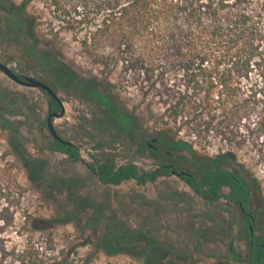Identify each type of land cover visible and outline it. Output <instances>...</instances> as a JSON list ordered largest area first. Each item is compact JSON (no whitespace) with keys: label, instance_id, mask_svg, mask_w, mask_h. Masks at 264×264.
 Listing matches in <instances>:
<instances>
[{"label":"rangeland","instance_id":"obj_1","mask_svg":"<svg viewBox=\"0 0 264 264\" xmlns=\"http://www.w3.org/2000/svg\"><path fill=\"white\" fill-rule=\"evenodd\" d=\"M29 10L38 19L39 48L50 50L57 62L82 81L64 76L57 62L38 59L32 42L12 32L10 21L1 13L0 62L54 89L64 115L53 119V128L78 149L81 161L73 162L48 148L52 140L44 124L48 96L0 72V187L18 185L23 190L7 248L20 252L27 240L41 241L51 233L58 247L74 245L81 255L92 254L97 243L106 244L107 252L92 254L93 264H150L148 253L157 264H248L241 261L248 258L244 221L223 200L206 204L176 176H161L152 184L126 181L108 186L98 183L88 169L95 160L112 158L116 164L134 163L142 172L162 162L190 171L188 123L198 114L189 107H177L174 115L160 104L157 94L162 85L167 87L163 93L169 102L179 93L188 94L186 64L166 52L156 77L147 83L152 88L142 92L139 87H147L142 76L125 74L120 65L113 71L98 66L80 47L84 34L75 40L42 1L33 2ZM258 10L264 26V2ZM138 47H133L135 54ZM89 51L108 54L112 49L101 46ZM107 83L117 85L113 92L105 90ZM256 115L261 119L262 114ZM258 119L253 116L250 124ZM260 121L264 129V116ZM141 137L157 138L152 144L159 149L160 162L137 148ZM202 145L195 141L198 153ZM219 149L214 143L204 153L215 156ZM234 153L232 166L243 165L238 174L253 188L250 208L255 234L264 241V130L246 136L243 148H235Z\"/></svg>","mask_w":264,"mask_h":264},{"label":"trees","instance_id":"obj_2","mask_svg":"<svg viewBox=\"0 0 264 264\" xmlns=\"http://www.w3.org/2000/svg\"><path fill=\"white\" fill-rule=\"evenodd\" d=\"M38 1H42L45 9L56 13L54 19L63 24L75 40V36L83 33L84 38L78 41L80 47L108 71L120 65L125 74L142 76L147 85L156 77L166 52L171 51L180 58L186 64L183 72L190 83L188 94L179 93L175 101L169 102L163 93L165 85L157 94L160 104L173 110L174 115L178 114L177 107H189L198 114L188 123L190 171L181 180L209 203L225 198L247 206L251 183L238 174L243 171V165L232 166V161L234 149L243 148L246 136L258 129L264 130L260 121L264 116V26L258 10L264 0H69L70 3L0 0V13L10 21V30L32 42L33 54L38 59L54 63L57 62L54 54L39 48L42 35L38 31V19L29 10L33 2ZM134 45H139L136 54ZM101 46L112 51L108 54L89 51ZM54 64L64 76L82 81L61 61ZM116 86L107 83L105 90L113 92ZM144 86L139 87L142 92L152 88ZM256 113L263 115L261 119ZM253 116L258 123L250 124ZM129 135L133 136V132L129 131ZM195 141L203 143L202 153L196 151ZM214 143L220 145L217 155L204 153ZM137 145L139 150L147 148L140 139ZM48 148L73 162L81 161L76 147H66L56 139L48 143ZM149 154L159 160L158 149L149 150ZM88 169L98 183L108 186L126 181L152 184L169 174V170L163 168L142 172L134 163L116 164L112 158L95 160ZM225 186L230 189L228 194L222 193ZM9 196L17 200L16 203H12ZM22 197L23 190L18 185L0 187V264H93L92 254L107 252L106 244L100 242L92 254L81 255L74 245L58 247L51 233L41 241L29 239L20 252H12L6 244ZM41 221L50 223L48 219ZM255 242L249 264L264 261V249L259 246L262 240L258 238ZM152 256L147 254L148 261L157 264Z\"/></svg>","mask_w":264,"mask_h":264},{"label":"flooded vegetation","instance_id":"obj_3","mask_svg":"<svg viewBox=\"0 0 264 264\" xmlns=\"http://www.w3.org/2000/svg\"><path fill=\"white\" fill-rule=\"evenodd\" d=\"M18 75V74H17ZM19 76H22V75H19ZM38 80V79H37ZM14 82V81H13ZM42 82V81H41ZM44 83V82H43ZM46 84V83H45ZM19 85V84H18ZM47 85V84H46ZM22 86V85H21ZM50 87V86H49ZM51 88V87H50ZM36 89H38V88H36ZM52 89V88H51ZM39 90H41V89H39ZM41 91H43V90H41ZM52 91L55 93V91L52 89ZM47 96H48V98H49V101H48V103H47V116H48V114L49 113H53V112H57V113H60V111H61V106H62V109H63V111H64V107H63V104H62V102H61V100L58 98V96H57V94H56V96H57V98H58V100L60 101V103H58L57 101H55L54 99H52V97L50 96V95H48L45 91H43ZM61 104V105H60ZM63 115H64V112H63ZM62 115V116H63ZM47 116H46V118H47ZM61 116V117H62ZM61 117H58V118H61ZM46 118H45V120H44V124H45V126H46V123H45V121H46ZM54 119V118H53ZM52 124H53V120H52ZM48 129V128H47ZM49 132V131H48ZM56 132V131H55ZM50 134V133H49ZM58 135V134H57ZM51 136V135H50ZM59 136V135H58ZM60 137V136H59ZM51 138H52V136H51ZM61 138V137H60ZM52 139H54V138H52ZM63 139V138H62ZM154 140H155V142H152V139L150 140V141H147L146 139H144L143 137H141V139L140 140H143L144 141V143L146 144V149H145V151H148V153H149V150H153V151H156L157 149H158V147H156L155 145H153L152 143H156L157 142V138H153ZM63 140H65V139H63ZM65 141H67V140H65ZM67 142H69V141H67ZM70 143V142H69ZM71 144V143H70ZM137 144H138V142H137ZM64 145V144H63ZM64 146H66V147H75L73 144H71V145H64ZM137 148H138V145H137ZM139 149V148H138ZM141 151H144V150H141ZM158 153H159V149H158ZM150 155V154H149ZM151 156V155H150ZM152 157V156H151ZM158 162H160L159 160H157ZM157 168H163V169H168L169 170V174L168 175H170V176H176L177 178H179L180 180H181V177H183V176H188L189 175V173H188V171H182V170H180L179 168H177L176 166H174L173 164H167V163H159V166L157 167ZM156 168V169H157ZM172 170H175L176 172H182L183 174L181 175V176H178V175H173L172 173H171V171ZM162 176H167V175H162ZM182 181V180H181ZM183 182V181H182ZM184 183V182H183ZM185 184V183H184ZM186 185V184H185ZM187 186V185H186ZM188 187V186H187ZM189 188V187H188ZM190 189V188H189ZM252 186H251V197H252ZM191 190V189H190ZM192 191V190H191ZM195 195H197L194 191H192ZM230 192V189L227 187V186H225V187H223V189H222V193L223 194H228ZM198 196V195H197ZM199 197V196H198ZM251 197H250V199H249V202H248V204H247V206H245V207H243L242 205H241V203L240 202H238V203H235V202H233V201H231V200H228V199H225V198H221V199H219L217 202H213V203H209V202H207L206 200H204V199H202L201 197H199V198H201L206 204H208V205H215V204H217L218 202H220L221 200H223L224 202H226V203H228L229 205H231L233 208H235L236 209V211H237V213L240 215V217H241V219L244 221V226H245V233H246V238H247V256H248V258L247 259H242L241 261H246L248 264H249V261H251V247H253V246H255L256 244H257V242H255V240L256 239H261L262 240V242L261 243H259V246L262 248V249H264V241H263V239L262 238H260V237H258L256 234H255V227H254V216H253V213H252V211H251V208H250V205H251ZM230 251H232V248L230 247V249H229ZM258 264H264V261L263 262H260V263H258Z\"/></svg>","mask_w":264,"mask_h":264},{"label":"water","instance_id":"obj_4","mask_svg":"<svg viewBox=\"0 0 264 264\" xmlns=\"http://www.w3.org/2000/svg\"><path fill=\"white\" fill-rule=\"evenodd\" d=\"M0 72L3 73L6 77H8L10 80L14 81L15 83H17L19 85L29 87V88H38V89L45 91L48 95H50L52 97V99H54L55 101L60 103V101L58 100L56 94L52 91V89L48 85H46L45 83L41 82L40 80H37V79L32 78V77H27V76H19L16 73H14L12 70H10L5 64H3L1 62H0ZM63 112L64 111H63L62 106H61L60 113H57V112L49 113L47 118H46L45 123H46V127L48 128V131H49L50 135L52 136V138L56 139L61 144L68 146L71 144L69 142L63 140L62 138H60L57 135V133L55 132V130L53 128V124H52L53 118L61 117L63 115ZM152 142H155V140L152 139ZM171 173L173 175H178V176H181L183 174L182 172H176L175 170H172Z\"/></svg>","mask_w":264,"mask_h":264}]
</instances>
